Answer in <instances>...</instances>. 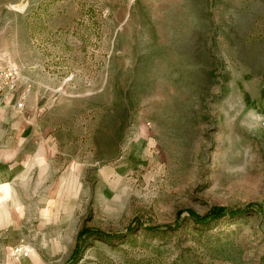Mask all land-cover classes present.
I'll list each match as a JSON object with an SVG mask.
<instances>
[{
    "label": "rangeland",
    "instance_id": "rangeland-1",
    "mask_svg": "<svg viewBox=\"0 0 264 264\" xmlns=\"http://www.w3.org/2000/svg\"><path fill=\"white\" fill-rule=\"evenodd\" d=\"M7 62L0 264H264V0H0Z\"/></svg>",
    "mask_w": 264,
    "mask_h": 264
},
{
    "label": "built area",
    "instance_id": "built-area-1",
    "mask_svg": "<svg viewBox=\"0 0 264 264\" xmlns=\"http://www.w3.org/2000/svg\"><path fill=\"white\" fill-rule=\"evenodd\" d=\"M18 75L11 62L0 64V111L9 106L14 110L24 108L23 94H17Z\"/></svg>",
    "mask_w": 264,
    "mask_h": 264
},
{
    "label": "trees",
    "instance_id": "trees-1",
    "mask_svg": "<svg viewBox=\"0 0 264 264\" xmlns=\"http://www.w3.org/2000/svg\"><path fill=\"white\" fill-rule=\"evenodd\" d=\"M192 216L191 217H194L193 219H195V221L199 222V223H207L208 221L210 220H216L217 218H219L221 215H223V208L222 207H219V206H215L213 208H211L205 215H202V216H193V214H191ZM147 230H158L160 229L159 227H155V226H148L146 228ZM90 231V232H89ZM91 231L94 232V230H88V229H82L80 230L78 233H77V236L80 237L83 233H89L88 235L91 234ZM103 237L105 238H115L116 237V234L115 235H108V234H103Z\"/></svg>",
    "mask_w": 264,
    "mask_h": 264
},
{
    "label": "crops",
    "instance_id": "crops-1",
    "mask_svg": "<svg viewBox=\"0 0 264 264\" xmlns=\"http://www.w3.org/2000/svg\"><path fill=\"white\" fill-rule=\"evenodd\" d=\"M6 110L8 111V110H14V109L10 108L9 106H5V107L2 108V110L0 111V126L2 125L1 123H2L3 119H4V121H6L7 123H8V122L11 123V121H12V116L16 114L14 111H10V112H11V115H10V116H4ZM16 111H17V110H16ZM7 130H8V129H7ZM2 131H3V130L0 129V133H1ZM9 143H10V142H9ZM10 147H11V146L9 145V147H8L7 149H8V150H11ZM8 153H9V152H8ZM5 167H6V166H5ZM3 172H4V171L2 170V172H0V174L3 173ZM6 172H7V171H6ZM6 172H4V173H6ZM7 183H8L7 178H6V176L4 175V177L2 178V182H1V180H0V184H3V185L6 186Z\"/></svg>",
    "mask_w": 264,
    "mask_h": 264
}]
</instances>
